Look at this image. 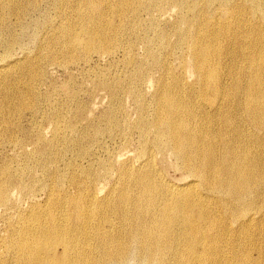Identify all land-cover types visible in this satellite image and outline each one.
<instances>
[{
	"label": "rangeland",
	"instance_id": "obj_1",
	"mask_svg": "<svg viewBox=\"0 0 264 264\" xmlns=\"http://www.w3.org/2000/svg\"><path fill=\"white\" fill-rule=\"evenodd\" d=\"M163 2L165 10L158 16L157 12L151 15L141 11L148 1L113 0L109 15L103 17L97 13V4L88 6L83 0H0V186L9 196L0 205V264H18L17 258L26 256L20 255L22 248L31 249L30 254L60 259L61 251L55 248L52 235L47 233L49 239H40L36 233L39 224L50 230L55 218L56 225L70 233L82 228L96 260L101 259L97 234L107 226L114 232L121 228V243H128L133 220L113 200L122 175L136 174L125 172L122 162L137 168L136 155L141 146L152 141L154 94L161 85L170 88L177 83L185 99L194 104L196 100V84H192L195 72L185 55L187 44H180L179 16L182 13L187 21L201 22L206 34L219 17L218 12L215 20L211 13L214 6L206 8L205 0L200 12L188 8L202 0H183L178 6L175 0ZM240 16L243 20L237 23H244L245 16ZM220 19L219 25L227 23L222 15ZM106 26L105 38L97 40L88 35L85 43L68 47V41H76L84 30L98 34ZM112 28H117L115 38ZM251 28L246 35L254 39L257 35ZM239 37L233 28L227 36L218 37V46L232 44L222 55L229 57L242 49ZM159 41L167 49H159ZM126 59H132V66L124 64ZM226 61L230 73L244 68L241 56ZM164 64L170 66V74H163ZM221 66L224 74L225 65ZM160 139L163 149L153 150L159 177L165 184L187 187L192 183L190 178L179 169L167 139ZM263 149L252 144L250 148L264 154ZM126 187L137 195L131 181ZM66 196L91 201V205H83L94 215L91 224L79 222ZM103 197L111 201L102 202L99 198ZM251 201L246 210L236 211L231 210L230 202L222 206L217 201L219 212L213 213L218 207L203 200V207L212 210L218 227L227 224L235 228V232L222 231L210 237L205 231L203 259L207 264L223 260L219 259L223 247L226 254L234 249V264L243 256L248 264H264V214L253 222H243L249 209L264 212V197L259 195ZM107 202L112 206L104 210ZM163 210L161 200L156 199L149 211L158 215ZM178 222L177 218L165 233L172 244L169 264H177L174 254L192 257L189 239ZM146 232L156 231L152 228ZM70 233L66 244L74 255L81 245ZM131 258L128 264H135Z\"/></svg>",
	"mask_w": 264,
	"mask_h": 264
},
{
	"label": "bare ground",
	"instance_id": "obj_2",
	"mask_svg": "<svg viewBox=\"0 0 264 264\" xmlns=\"http://www.w3.org/2000/svg\"><path fill=\"white\" fill-rule=\"evenodd\" d=\"M83 1L88 6L97 4L99 6L97 13L104 17L109 15L113 0ZM144 1L148 3L142 6L143 13L153 15L157 12L159 16L165 10L164 2L162 3L164 0ZM175 1L179 2L177 6L183 2ZM205 2L208 9L214 6L211 8L213 12H210L214 14L215 20L218 12V21L221 20V15L227 19L225 25H219L216 21L206 34L201 22L187 21L186 15L182 13L177 22L179 37L181 41L183 40L180 44L184 46L187 44L185 55L188 56L195 72V81L192 83L196 84L195 104L185 99L177 83L170 88L161 85L154 94L157 96L150 116L154 130L152 141L141 146L136 155L139 162L137 168L134 169L126 162H122L121 165L125 172L136 173L128 177L122 175L119 193L113 200L118 207L124 208L126 214L133 220L129 226L131 230L127 233L128 243H121L123 234L121 228L114 232L107 226L97 234L101 259L96 260L82 228L80 231L74 229L75 233H70L68 228L56 225L58 220L55 218V224L50 226V230L39 224L36 233L40 239H49L46 234H51L55 248L61 251V258L55 259L49 255L44 258L39 255L40 253L30 254L31 249L22 248L20 255L26 253V256L18 257V264H128L130 257L135 264H169L171 258L168 255L172 244L165 233L177 222V218L180 231L189 239L187 246L192 250V257L188 255L181 258L174 254L176 263L207 264L203 259L205 231L208 230L209 237L214 233L221 234L222 231L235 232V228H231L230 225L224 224L223 228L222 225L218 227L215 223L213 213L219 212L217 201L222 206L230 202L231 210L236 211L246 210L254 197L259 195L264 197V154L250 150L251 144L254 148H264V0H239L240 3L233 0ZM193 10L203 11V0L200 5L194 2L188 8V11ZM240 15L245 16L244 23H237L243 20ZM237 16H240L238 20L231 19ZM232 28L240 34L238 40L242 49H236L228 57L226 53L222 55V51L230 50L232 44L226 43L221 47L218 46L217 40L220 35L227 36L232 32ZM250 28L254 35H257L254 39L246 35ZM108 29L109 26H106L98 34L84 30L83 35L76 41L74 39L68 41V47L77 42L85 43L84 37L88 35L97 40L103 39ZM116 30L117 28L111 30L114 38ZM229 38L235 40L233 37ZM158 46L159 49H167L161 41ZM236 56H241L244 68H239L236 73H230V69L226 68L229 65L226 60ZM221 63L225 65L224 74ZM124 64L132 66V59H126ZM162 69L163 74H170L169 65L164 64ZM35 77L39 78L38 75ZM181 83L183 84V77ZM157 134L167 139L170 153L175 157L179 169L190 178L189 181L192 183L187 187L165 184L162 176L159 177L157 157L153 150L159 152L163 147L161 136H156ZM141 139L144 141L142 136ZM155 178L160 181H156ZM94 179L95 176L91 182ZM130 181L138 191L137 195L128 191L126 186ZM93 196L97 198L95 192ZM8 197L6 189L0 186V205H4ZM99 199L102 202L111 201L109 197ZM156 199L161 200L164 209L158 215L149 211ZM203 200L213 202L218 210L210 214L212 210L207 206L203 207ZM68 202L82 225L93 222L91 208L83 206L91 205L90 200H81L79 197L70 199L66 196V203ZM106 204L104 210L112 206V202ZM168 207L170 209H166ZM262 214L264 212L249 209L244 215L243 222H253ZM104 215L105 211L101 217ZM152 228L156 232L147 234L146 229L149 232ZM69 233L81 245L76 255L74 254L75 257L70 254V245L66 244ZM130 246L133 247L132 251ZM224 250L223 247L219 258L223 260L216 264H234L232 261L236 259L233 255L234 249L227 254ZM239 264H248L247 257L243 256Z\"/></svg>",
	"mask_w": 264,
	"mask_h": 264
}]
</instances>
